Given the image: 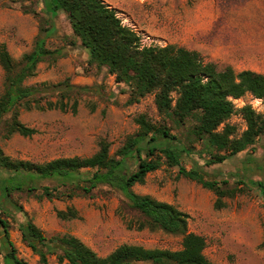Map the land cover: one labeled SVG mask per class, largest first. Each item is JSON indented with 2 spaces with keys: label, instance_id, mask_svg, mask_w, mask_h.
Here are the masks:
<instances>
[{
  "label": "rangeland",
  "instance_id": "obj_1",
  "mask_svg": "<svg viewBox=\"0 0 264 264\" xmlns=\"http://www.w3.org/2000/svg\"><path fill=\"white\" fill-rule=\"evenodd\" d=\"M103 1L115 9L122 24L140 35L142 45L175 44L198 51L218 69L231 66L236 71L251 69L264 73V0ZM51 24L56 29L47 38L46 46L62 47L64 53L56 59L40 61L35 74L24 83H44L48 90L38 94L40 102H62L66 109H27L18 105L17 119L36 130L31 136L10 130L11 113L0 115L3 155L33 162L73 155L84 157L95 153L104 141L109 154L117 157L119 148L137 133L135 117L140 113L157 126H166L174 136L171 142L177 146L199 150L202 142L192 132L196 120L186 118L179 122L159 113L152 93L130 101V92L117 85L106 67L87 61V50L73 34L64 13L59 12L51 21L41 0H0V44H5L15 61L32 49L35 37ZM4 76L0 66V95L4 92ZM66 83L76 87L67 90ZM54 84L56 87H52ZM173 96L177 94L174 92ZM238 99L235 109L248 104L256 113H264L263 105L251 93ZM226 122L234 126V136L246 128L237 111ZM148 157L157 159L159 167L148 172L142 183H135L132 190L186 212L188 230L205 238L204 253L211 264H264V199L258 188L247 183L249 178L264 179V134L226 161L201 166L205 179L216 181L221 188H240L233 195L222 197L219 204L211 189L179 175L178 166L167 164L163 154L155 151ZM182 165L186 169L191 167L188 157L184 156ZM7 173L0 167V177ZM40 183L53 185L48 180ZM56 192L59 196L47 197L40 189L13 190L3 198L0 191V219L6 222L15 254L27 264H44L22 238L21 230L27 220L47 238L74 235L101 256L122 243L181 247V235L149 225L143 214L107 185L84 193L68 183L58 186ZM60 211H74L75 216L61 217ZM0 238L3 240L1 227ZM2 242L0 247L4 246ZM58 253L47 254L46 264H68L58 260ZM0 264H4L1 249Z\"/></svg>",
  "mask_w": 264,
  "mask_h": 264
},
{
  "label": "trees",
  "instance_id": "obj_2",
  "mask_svg": "<svg viewBox=\"0 0 264 264\" xmlns=\"http://www.w3.org/2000/svg\"><path fill=\"white\" fill-rule=\"evenodd\" d=\"M41 2L51 21L59 12L65 14L73 34L87 50V61L106 67L114 75L117 85L130 92V101H137L152 93L159 113L179 122L194 118L196 122L192 132L202 146L199 150L177 146L171 142L174 136L166 126H157L146 114L140 113L135 117L137 133L124 142L117 157L109 154L108 144L104 141L90 156L56 157L43 162L12 160L0 151V167L8 171L6 176L0 177L3 198L13 190L22 189H40L47 197L59 196L57 187L68 183L84 193H89L98 185H107L143 214L149 225L181 235V247L168 249L122 243L101 256L74 235L47 238L30 220L21 230L22 238L28 241L44 264L47 254L56 251H59L58 260H65L68 264H211L204 253L205 238L188 230L186 212L149 194L136 193L132 186L142 183L148 172L159 167L157 159L148 157L157 151L164 155L167 164L178 166L179 175L211 189L216 195L217 204L221 203L222 197L240 190L221 188L216 181L205 179L200 168L226 161L264 134V113H256L248 104L235 109L232 101L248 92L260 98L264 108V73L251 69L236 71L231 66L218 69L213 62L205 61L198 51L175 44L142 45L140 35L130 26L122 24L115 9L103 0ZM55 29L54 24L45 27L35 37L32 49L23 53L18 61L9 54L5 44H0V66L5 74L4 92L0 95V115L11 113L10 130L23 136H31L36 130L17 119L15 109L18 105L23 104L27 109H66L62 102H40L38 94L48 90L44 83H24L35 74L40 61L63 55L62 47L50 49L46 46L47 38ZM64 86L67 90L76 87L68 83ZM174 92L177 94L175 97ZM32 102L33 106L30 105ZM72 109L75 111V103ZM235 111L241 113L246 122V128L239 136L233 135L234 126L226 122ZM219 151L225 154H219ZM184 156L191 162L189 169L182 165ZM43 180L53 182V185L40 183ZM247 183L258 188L264 199V179L249 178ZM59 215L74 217L75 212L60 211ZM0 227L3 231L0 242L3 241L4 246L0 249L4 264H27L15 254L8 240L6 222L2 219Z\"/></svg>",
  "mask_w": 264,
  "mask_h": 264
},
{
  "label": "built area",
  "instance_id": "obj_3",
  "mask_svg": "<svg viewBox=\"0 0 264 264\" xmlns=\"http://www.w3.org/2000/svg\"><path fill=\"white\" fill-rule=\"evenodd\" d=\"M256 100L258 101L259 105H263L262 100L260 98H256ZM232 101H233L234 106H237V101H239V99L238 98L237 99H232Z\"/></svg>",
  "mask_w": 264,
  "mask_h": 264
}]
</instances>
